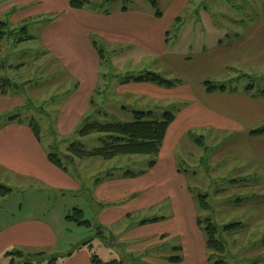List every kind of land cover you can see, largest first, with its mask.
Listing matches in <instances>:
<instances>
[{
	"label": "crops",
	"instance_id": "0c3cea01",
	"mask_svg": "<svg viewBox=\"0 0 264 264\" xmlns=\"http://www.w3.org/2000/svg\"><path fill=\"white\" fill-rule=\"evenodd\" d=\"M182 5L180 0L178 9ZM260 6L257 22L242 35H237L239 38L233 43L220 41L204 50L185 54L173 49L175 44L170 43V31L175 21L166 20L170 15L164 13L157 16L153 11L126 8L114 12L73 9L70 0L0 2V18L10 15L13 23L36 18L43 23L40 31L48 51L63 68L64 76L72 80L71 91L63 97L61 107L54 111L56 126L62 135L78 129L94 109L101 108L96 97L102 98L101 84L105 75L101 72L103 63L94 42L99 46L98 40H102L108 48H112L117 63L139 65L142 63L140 60L146 57L156 68H171L177 73V77L168 78L176 82L174 87H160L151 83L125 84L123 80L126 77L119 81V90L115 93L117 101L114 102L116 109L131 112L134 120L136 111L124 106L132 104L128 97H143L147 105L143 108L149 109L137 112L152 113L151 118L156 120H163L166 113H172L175 120L167 130L154 167L137 177L126 176L125 172L117 177L120 178L118 182L115 181L117 178H109L96 185L95 189L96 197L101 196L97 197L98 200L104 202L99 204L98 219L101 225L123 222L132 218L135 212L157 205L112 204L118 199H130L136 203L140 189V193H145L147 198L162 187L181 193L183 202L173 204L176 210L173 217L154 218L158 221L141 225L147 221L144 220L126 236L137 243L136 251L139 253L155 249L164 252L162 248H167L171 239H179L180 245L172 248L176 255L164 256L155 261L156 264H211L206 238L195 213V202L189 195L188 184L178 165L177 150L185 138L191 139L196 135L194 130H221L230 137L212 156L213 162L217 159L246 161L256 163L264 172V136L249 134L264 127V97L259 95V91L252 94L229 88L209 93L204 86L206 81L214 82L235 66L242 70H254L253 75L260 76L264 72V0ZM125 50L128 52L121 55V51ZM123 56L127 58L122 59ZM173 100L180 102L178 108L171 104ZM5 107H0V116L13 111L8 104ZM172 107L174 112L170 111ZM159 112L162 119L156 116ZM48 154L49 150L27 123L8 119L0 121V184L10 182L13 185L17 184L16 181L26 180L44 188L78 193L81 179L72 175L69 169L63 170L51 164ZM109 194L110 197L106 198L105 195ZM20 215L21 211L18 217H1L0 264H8L5 258L7 252L45 248L40 247L44 245L57 249L59 246V236L51 222L39 218L21 220ZM160 225L169 227L170 233L163 228L156 230ZM186 229L190 238L186 235ZM83 248L75 251L70 260L80 257L83 262L85 258V263L89 264L87 255L82 254ZM177 257L179 261L170 260Z\"/></svg>",
	"mask_w": 264,
	"mask_h": 264
},
{
	"label": "rangeland",
	"instance_id": "374dc122",
	"mask_svg": "<svg viewBox=\"0 0 264 264\" xmlns=\"http://www.w3.org/2000/svg\"><path fill=\"white\" fill-rule=\"evenodd\" d=\"M87 1L90 5L84 8L92 11L114 12L126 8L156 12L147 0ZM156 1L159 11L170 15L165 18L166 20L176 22L179 18L178 24L171 28L170 43L175 44L173 49L186 54L204 50L205 47L219 44L220 41L224 44L236 41L239 38L237 35H242L257 22L262 0H182L183 5L180 9H178L180 0ZM0 19L8 24L9 31H17V34L11 36L4 33L6 36L0 42V62L3 64V68H0V78L13 82V87L0 89V107L6 108L5 105L8 104L13 111L0 117L5 119L8 116L20 115L24 123L33 119L38 126L39 139L43 146L49 152H60L63 158L67 155L70 144L76 141L83 142L88 150L101 147L102 143L99 140L101 135L95 134L82 139L77 137V129L62 135L56 126L54 111L61 107L63 97L71 91L72 80L64 76L63 68L55 62L48 51L46 40L40 31L43 23L36 18L13 23L10 15ZM24 28H27V36L22 31ZM25 37L32 39L17 44L18 39ZM98 41L109 62L103 63L101 68V72L105 75L101 84L103 93L102 98L96 97V102H100L101 108L94 109L89 117L101 123L131 122L133 120L131 112H121L114 107L119 81L128 75H139L143 71L159 74L166 80L169 77H177V73L171 68H156L146 57L140 60L142 63L139 65L131 62L117 63L112 48H108L104 41ZM121 52V55L126 54L128 50ZM152 68L154 70H150ZM253 71L242 70L235 66L232 71L213 83L225 84L229 89L258 94L264 90V72L258 76L253 75ZM249 86H254V89L249 90ZM128 98L132 100V104L127 105V103L124 107H131L130 111L149 109L143 108L147 106L145 98ZM146 99L152 100L148 97ZM171 104L178 108L180 102L173 100ZM100 109L101 114H96ZM173 109L172 107L170 111L174 112ZM159 113H156V116L162 119V113ZM194 132L196 135L190 137L191 139L187 137L183 140L177 150V157L179 170L185 177L189 195L195 202V213L198 215L201 229H205L206 221L209 219L220 227L241 224V228L232 232H221L217 236L218 240L227 246L228 257L225 264H264V172L256 163L246 161L217 159L213 162L212 156L229 141L230 137L221 130H194ZM156 160L157 157L154 156H120L112 160L92 158L78 159L74 164L65 162L70 173L81 178L79 182L81 188L78 193L44 188L40 184L26 180L16 181L17 184L13 183V185L5 182L4 186L12 188L14 193L10 197L0 198V227L3 226L2 216L18 217L20 211L21 220L39 218L51 222L59 236L57 249L48 248L47 245L40 246H46L45 248L21 249L24 252L30 251L27 252L30 254L40 252L46 254L44 260L33 264H49L52 258H57L55 264H86L85 258L83 262L80 257L71 261L69 255L88 241L89 244L83 248L82 254L87 255L89 264L92 263L93 258H98L103 264L113 261L130 264L129 259L133 260L131 264H156L155 261L163 259L164 256H175L172 248L180 245L179 239H171L167 248L161 244L164 252L155 249L139 253L136 251L137 243L131 237L126 238L127 234L144 220L173 217L176 211L173 204L183 202L181 193L175 190L169 191L162 187L147 198L145 193H140L142 191L140 189L138 199L137 196L135 198L136 203L131 202L130 199L127 201L118 199L112 204L157 205L135 212L132 218L119 223L101 225L98 219L99 204L104 202L98 200L101 196L96 197L95 181L100 178L102 183L109 178L124 175L125 172L145 174L150 169V162ZM119 180L120 178H117L115 181ZM110 195L105 196L108 198ZM203 201L208 203L209 208L203 207ZM75 209L83 211L84 219L90 222V227H78L74 222L67 221L68 215ZM187 211H189L188 206ZM136 213L140 214L136 215ZM161 228L163 225L157 226L156 230ZM163 229L169 230V233L171 231L169 227ZM100 231L103 232L102 236H99ZM186 235L190 238L187 229ZM208 253L211 264L216 263L218 258H213L212 251L208 250Z\"/></svg>",
	"mask_w": 264,
	"mask_h": 264
},
{
	"label": "trees",
	"instance_id": "16d2710c",
	"mask_svg": "<svg viewBox=\"0 0 264 264\" xmlns=\"http://www.w3.org/2000/svg\"><path fill=\"white\" fill-rule=\"evenodd\" d=\"M3 0H0V2ZM152 7L156 11L157 16H162L161 11H159L158 3L156 0H147ZM86 5H90V2L87 0H70V6L73 9H82ZM179 19V18H178ZM178 19L175 22V25L178 24ZM9 26L5 22H0V42L6 36H11L14 33L17 34V31H9ZM24 34H27V28L22 30ZM27 36V35H26ZM32 38L25 37L18 39L17 44H21L27 40ZM95 49L98 52V55L102 61V63H108L106 53L102 50L96 42L93 43ZM0 68H3V64L0 62ZM0 82H2V86L0 89L4 87H13V82L10 80H5L0 78ZM123 82L125 84L128 83H151L160 87H174L175 81L171 82L166 80L165 78L161 77L159 74L145 72L139 75H129L124 78ZM178 83V81H177ZM206 90L209 93L215 91H224L228 89L225 84H216L211 81H206L204 83ZM249 90H253L254 86H249ZM3 92V91H2ZM259 95L264 97V90L260 91ZM99 114H101V110H99ZM152 113H143V112H135L134 113V120L128 123H112L106 122L101 123L99 121H95L92 117L86 119L81 126L77 129L76 135L79 138H87L91 137L95 134L101 135L99 140L101 141V147L94 148L92 150H88L85 144L81 141H76L67 148V155H65L64 159L61 157L60 152H49L48 159L51 164L56 166L57 168L68 170V167L65 165L66 163H75V160H85V159H92V158H101L104 160H112L116 157L120 156H154L158 157L163 142L166 137L167 130L169 126L175 120V116L172 113H166L164 115L163 120H156L152 119ZM5 119L8 120H21L23 122L22 116L20 115H12L8 116ZM3 120L0 118V121ZM27 124L33 130L35 136L39 138V130L36 122L31 120H26ZM251 136L255 137H262L264 136V127L253 130L249 133ZM69 155V156H68ZM69 161V162H68ZM156 165V161H152L149 164V167L152 168ZM140 175V174H139ZM112 176V175H110ZM126 176L137 177L138 175L132 172H126ZM109 177V176H107ZM101 183V179L98 178L95 181L96 185ZM14 190L10 187L4 186L0 184V198L10 197L14 192ZM206 197V196H205ZM205 197H202L205 198ZM203 207L205 209L209 208L207 205L208 203L203 201ZM67 221L74 222V224L78 227H90L91 224L84 219V213L81 210L75 209L70 216L67 217ZM158 221L157 219L154 220H147L141 223V225L147 223H154ZM198 224L201 227V223L198 220ZM206 227L203 231L205 238H206V247L208 250L212 251L213 258H218V261L214 264H225L226 259L228 257L227 253V246L218 240V235L221 232H232L238 228H241V224H232L224 227L216 226L212 220L206 221ZM103 232H99V236H102ZM89 241L79 246L77 250L82 249L83 247L87 246ZM264 244V241H263ZM30 251H11L7 252L5 258L8 260V264H33V262H39L45 259L46 254L44 252L30 254L27 253ZM70 254L69 256H71ZM180 258H172L171 261H179ZM133 260H128L130 264ZM57 262V258H52L49 264H55ZM92 264H103L98 258H93ZM108 264H128L124 261H113ZM142 264V263H140Z\"/></svg>",
	"mask_w": 264,
	"mask_h": 264
}]
</instances>
